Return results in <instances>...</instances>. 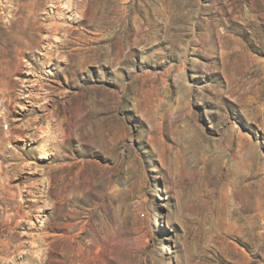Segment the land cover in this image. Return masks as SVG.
Wrapping results in <instances>:
<instances>
[{"label":"rangeland","instance_id":"obj_1","mask_svg":"<svg viewBox=\"0 0 264 264\" xmlns=\"http://www.w3.org/2000/svg\"><path fill=\"white\" fill-rule=\"evenodd\" d=\"M26 251L264 264V0H0V264Z\"/></svg>","mask_w":264,"mask_h":264},{"label":"bare ground","instance_id":"obj_2","mask_svg":"<svg viewBox=\"0 0 264 264\" xmlns=\"http://www.w3.org/2000/svg\"><path fill=\"white\" fill-rule=\"evenodd\" d=\"M70 5V4H69ZM67 6V5H66ZM70 7V6H69ZM11 135V134H10ZM48 155H49V153H47ZM50 155L52 156V153H50ZM54 155V154H53ZM54 157V156H53ZM56 157V156H55ZM53 159V158H52ZM55 159V158H54ZM32 247V246H31ZM35 247H36V245H35ZM30 250V249H29ZM39 257V256H38ZM34 258V257H33ZM33 258H32V255L29 253V252H27L26 251V253H24L23 255H22V259H27L28 260V262L29 263H27V264H34V262H32L31 260H33Z\"/></svg>","mask_w":264,"mask_h":264}]
</instances>
